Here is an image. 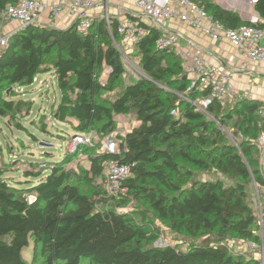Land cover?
Segmentation results:
<instances>
[{"label":"trees","instance_id":"trees-1","mask_svg":"<svg viewBox=\"0 0 264 264\" xmlns=\"http://www.w3.org/2000/svg\"><path fill=\"white\" fill-rule=\"evenodd\" d=\"M18 1L0 0V21ZM192 1L227 27L264 29V0H253L258 22L242 20L212 0ZM110 26L119 43L116 18ZM145 27L146 35L133 48L140 74L124 84L125 64L103 17L93 21L86 36L73 24L31 23L11 33L0 49V120L6 124L22 112L12 87L30 85L49 70L62 91L53 117L67 122L75 135L104 138L116 128L115 115H134L137 121L121 139L119 153L88 155L82 173L87 186L65 164H51L45 176L26 171L22 181L6 179L0 167V264H37L39 257L43 264H260L233 254L225 241H259L256 203L248 199L250 188L262 186L254 142L264 130L261 102L240 98L228 108L213 102L205 112L195 110L189 100L206 91L189 88L180 57L155 48L160 29ZM232 119L243 135L236 145L219 129ZM106 161L135 162L120 197H106L97 183ZM193 168L222 177L202 179ZM31 177L38 180L27 181ZM131 201L140 222L118 210ZM149 215L193 241L184 249L154 246L158 233L148 234L144 227ZM29 245L30 262L22 253Z\"/></svg>","mask_w":264,"mask_h":264},{"label":"built area","instance_id":"built-area-1","mask_svg":"<svg viewBox=\"0 0 264 264\" xmlns=\"http://www.w3.org/2000/svg\"><path fill=\"white\" fill-rule=\"evenodd\" d=\"M97 2L98 0H19L2 12L0 23L5 20L16 22L19 26L18 30L28 24L36 23V19L42 13H45L49 19H55L67 13L75 30L86 36L96 19L94 9ZM130 6L131 12L117 20L116 32L120 36L119 43L115 41L111 31L110 19L113 18L107 10L103 16L112 43L120 53L124 64L127 60V50L132 49L146 35L145 25L155 26L162 32L155 40V48L172 50L178 55L182 70L190 80L189 88L198 86L206 91L194 100H189L195 110L205 112V109L213 102L223 105L228 98L259 100L252 92L239 93L230 74L223 67L207 63L201 47L184 43L180 28H192L213 41L227 42L238 51L250 69L263 78L264 29L248 24H242L236 28L227 27L192 0H130ZM9 35L0 37V49L6 46ZM260 102L258 114L264 120V99ZM171 114L176 115V110H172ZM121 124L119 123L113 131L102 138L100 151L110 154L120 152L121 139L133 127L126 122L123 123L124 125ZM92 142L88 133L76 134L65 143V151L71 154L77 151V147L81 149L83 145H92ZM254 142L262 179L261 188L254 187L259 241L248 244L259 251L256 259L260 264H264V130L259 133ZM123 146H125L124 143ZM134 167L135 162L106 161L102 174L97 178V183L105 192L104 195L106 197L124 195L127 192L125 181Z\"/></svg>","mask_w":264,"mask_h":264},{"label":"rangeland","instance_id":"rangeland-1","mask_svg":"<svg viewBox=\"0 0 264 264\" xmlns=\"http://www.w3.org/2000/svg\"><path fill=\"white\" fill-rule=\"evenodd\" d=\"M146 21L150 23L149 20L146 19ZM133 48L126 52V72L123 76V84L126 81H134L140 74L138 57L134 56ZM12 90L14 92L13 99L18 102V105H22V112L18 117L11 119L8 124L0 120V167L4 170V177L8 180L22 181L24 173L31 170L42 172V176H45L50 171L47 167L57 163L65 164L67 169L75 173L73 178L80 181L81 185H86L82 179V173L88 166V155L100 151L102 138L99 134L89 133V137L93 141L92 145H83L81 149L77 147V151L71 154L66 153L65 143L70 140L73 132L67 122H61L53 117V111L62 99V91L58 86L54 72L52 70L40 72L34 77L32 84L15 85ZM234 101V98H228L224 104L225 107L228 108ZM115 121L116 124L122 123L121 125H124L123 123L126 121L128 125L137 124L134 115L115 116ZM234 121L235 119H232L226 126L220 125L219 129L228 137L229 142L236 145L243 135ZM68 160L69 162H67ZM193 169L197 174L196 177L202 179L222 177L220 173L213 171ZM37 180V177H31L27 181L36 182ZM249 192L248 201L254 205V189L250 188ZM118 210L134 221L140 222L135 201H131ZM148 219L149 224L144 223L146 232L159 235L152 243L154 246L172 244L184 249L187 244L193 241L183 234L171 231L165 222L155 219L152 215H149ZM225 243L233 254H240L245 258L258 257L259 251L248 244L251 241L231 237ZM22 253L24 258L30 262L31 245L24 248ZM36 263L43 264V261L39 257ZM87 263V260L80 262V264ZM57 264H61V262Z\"/></svg>","mask_w":264,"mask_h":264},{"label":"crops","instance_id":"crops-1","mask_svg":"<svg viewBox=\"0 0 264 264\" xmlns=\"http://www.w3.org/2000/svg\"><path fill=\"white\" fill-rule=\"evenodd\" d=\"M212 1L225 9L234 10L238 13L242 20L251 22L260 21L259 15L254 10L253 0ZM105 10L108 11L112 18H116V20H118L131 12L130 0H98L94 9L95 17H103ZM36 23L51 25L57 28H67L72 24V20L69 15H67V13H63L61 16L55 19H49L45 13H42L36 19ZM18 27V24L16 25V23L13 21L5 20L1 22L0 37L13 33ZM180 29L184 36L183 42L201 47L208 64H214L223 67L230 74L231 79L239 93L252 92L260 101L261 99H264V78L250 69V67L245 63L244 59L239 55L238 51L234 47L222 40L213 41L195 29ZM107 76L108 69L105 68L100 75V80L105 82ZM117 126L118 124H116V127Z\"/></svg>","mask_w":264,"mask_h":264},{"label":"water","instance_id":"water-1","mask_svg":"<svg viewBox=\"0 0 264 264\" xmlns=\"http://www.w3.org/2000/svg\"><path fill=\"white\" fill-rule=\"evenodd\" d=\"M75 134L74 133H72V136H74Z\"/></svg>","mask_w":264,"mask_h":264}]
</instances>
